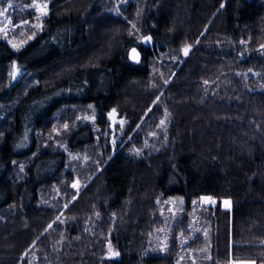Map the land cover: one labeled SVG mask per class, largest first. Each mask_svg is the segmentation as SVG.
I'll list each match as a JSON object with an SVG mask.
<instances>
[{
    "label": "trees",
    "instance_id": "16d2710c",
    "mask_svg": "<svg viewBox=\"0 0 264 264\" xmlns=\"http://www.w3.org/2000/svg\"><path fill=\"white\" fill-rule=\"evenodd\" d=\"M48 8L0 41V264H264V0Z\"/></svg>",
    "mask_w": 264,
    "mask_h": 264
},
{
    "label": "rangeland",
    "instance_id": "374dc122",
    "mask_svg": "<svg viewBox=\"0 0 264 264\" xmlns=\"http://www.w3.org/2000/svg\"><path fill=\"white\" fill-rule=\"evenodd\" d=\"M49 2L50 0H0V10L7 9V12L4 15H0V41L7 42L11 48L17 52L23 47V42L19 40L21 37L14 31H16V26L19 24L22 29L27 25V29L29 31H33L34 29H38L42 26L44 23V19L47 16V12L49 10ZM11 5V7H9ZM37 5L43 7L46 5V8H44V12L42 13ZM34 10V13H33ZM46 13V14H44ZM26 32V29H25ZM147 42V41H145ZM13 79H17V76L20 75L23 72V69L17 64V62L14 60L13 62ZM86 116L88 113H86ZM89 118V117H88ZM90 121L93 120V118L89 119ZM112 121L111 129V143L116 144L120 141L122 135H123V128H124V120L118 119L115 117L110 118ZM77 187L79 186V183L76 182ZM205 198L209 197H203L200 200L201 206H209L213 204V200L209 199L206 200ZM227 201V200H224ZM223 201V207L224 208H230L226 207ZM215 204V203H214ZM113 254H115V250H110ZM232 264H253L252 262H232Z\"/></svg>",
    "mask_w": 264,
    "mask_h": 264
},
{
    "label": "snow or ice",
    "instance_id": "6c2138e0",
    "mask_svg": "<svg viewBox=\"0 0 264 264\" xmlns=\"http://www.w3.org/2000/svg\"><path fill=\"white\" fill-rule=\"evenodd\" d=\"M9 7H11V5H9ZM38 9L43 13L44 12V8H46V5H44L43 7L37 5ZM7 12V9H3V10H0V15H4L5 13ZM46 14V13H44ZM145 39H150L149 38H145ZM191 46L190 45H187L185 46V48L183 49V52H184V55H187L189 50H190ZM132 59L139 62V54L136 52L135 49H132ZM205 83H207V81H205ZM164 121H161V124H163ZM73 187H77V184H73ZM206 200H209L211 198H205ZM224 204L226 207H229L230 206V201H224ZM49 227H51V225H49Z\"/></svg>",
    "mask_w": 264,
    "mask_h": 264
},
{
    "label": "water",
    "instance_id": "95a60500",
    "mask_svg": "<svg viewBox=\"0 0 264 264\" xmlns=\"http://www.w3.org/2000/svg\"><path fill=\"white\" fill-rule=\"evenodd\" d=\"M132 49H135L136 52L139 54V62H137V61H135V60L132 59ZM128 58H129V61H130L133 65H139V64L141 63V61H142V54H141V52H140V50H139L138 48L133 47V48H131V49L129 50V52H128Z\"/></svg>",
    "mask_w": 264,
    "mask_h": 264
},
{
    "label": "crops",
    "instance_id": "0c3cea01",
    "mask_svg": "<svg viewBox=\"0 0 264 264\" xmlns=\"http://www.w3.org/2000/svg\"><path fill=\"white\" fill-rule=\"evenodd\" d=\"M22 74V73H21ZM20 74V75H21ZM204 197H209V196H204ZM209 198H211V197H209ZM212 199V198H211ZM213 200V199H212ZM214 201V200H213ZM211 205H214V202H213V204H211ZM207 206V205H206ZM238 263H240V262H238Z\"/></svg>",
    "mask_w": 264,
    "mask_h": 264
}]
</instances>
